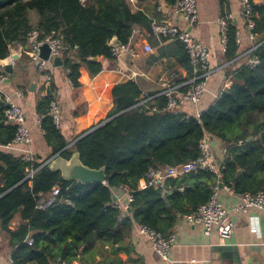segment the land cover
Wrapping results in <instances>:
<instances>
[{
	"label": "trees",
	"instance_id": "obj_1",
	"mask_svg": "<svg viewBox=\"0 0 264 264\" xmlns=\"http://www.w3.org/2000/svg\"><path fill=\"white\" fill-rule=\"evenodd\" d=\"M253 7L257 47L249 55L258 56L260 63L250 68L247 59L235 61L241 51L237 27L231 21L225 50V61L234 65L227 73L231 83L200 118L196 113L165 109L166 94L144 95L131 79L113 87L114 106L107 118L126 112L65 149L74 138L65 131L63 118L58 126L49 114L52 92L37 102L50 156L39 155L29 163L16 151L0 149V228L7 235L14 264H61L79 259L84 263L92 260L97 246L119 244L114 251H120L125 228L133 223L166 233L178 214L193 212L209 200L215 174L199 170L169 178L157 189H138L139 180L152 167L197 158L199 140L205 134L212 142L221 140L228 145L222 169L224 185L238 195L264 189V2ZM151 23L145 13L133 11L129 0H0V58L8 55L10 44L25 43L30 32H37L39 39L59 32L70 46L62 53V68L70 69L73 120L89 108L80 81L81 67H86L91 77L98 75L105 69L104 62L114 58L110 44L114 36L127 43L135 26L151 30ZM175 44L179 62L191 73L185 45L180 41ZM95 56L99 59H90ZM0 120H4L1 107ZM15 131L14 125L0 124V145L10 142ZM74 150L80 152L85 165L106 167L105 183L62 182L59 171L47 165L39 168L61 151L70 158ZM31 170L35 172L27 178ZM57 184L61 186L57 203L37 208L39 196ZM122 185L134 189L125 217L113 206L112 189ZM15 221L18 226L12 229ZM116 262L122 264L120 259Z\"/></svg>",
	"mask_w": 264,
	"mask_h": 264
},
{
	"label": "crops",
	"instance_id": "obj_2",
	"mask_svg": "<svg viewBox=\"0 0 264 264\" xmlns=\"http://www.w3.org/2000/svg\"><path fill=\"white\" fill-rule=\"evenodd\" d=\"M253 1L264 2V0ZM130 5L133 11H142L151 21L155 19L187 30L195 40L203 43L210 50L211 73L207 81V89L197 107L184 104L179 108L182 113L190 115L204 112L220 97L226 83H231L227 73L234 69V65L225 61V50L218 23L221 15L232 14L231 21L236 25L237 33L242 39L239 46L241 54L235 61L243 62L250 56L248 49L257 47L256 39L249 38L246 20L241 13L240 0H198L199 19L194 25H188L182 17L173 13L172 0H133L130 1ZM129 41L136 50V56L125 53L122 55L123 58L107 60L104 62L105 69L94 77L90 76L86 67H81L80 81L89 108L86 114L73 119L74 125L72 83L62 66L56 67L53 61L49 62L52 72L50 81L52 95L58 99L64 129L71 133L74 139L107 119L108 113L114 106L112 90L116 84L135 80L143 90V94L148 96L150 93H163L162 81L165 79L169 80L175 91L179 93V87L176 85L191 78L189 70L179 62L176 40L155 36L151 30L137 25ZM146 43L152 47L151 52L145 50ZM19 88L23 89L24 95H15V100L26 114L27 125L33 137L31 148L36 156L49 157L51 149L46 144L44 132L38 124V120L41 119L36 111L37 102L47 96L46 83L36 62L27 54L18 55L13 74L7 77L2 86L3 91L8 93H14ZM263 118L264 116L261 117ZM71 125L73 127L69 128ZM224 147L228 145L226 146L221 140L213 141L214 159L217 163L224 162ZM1 148L3 147L0 145ZM140 180L138 187L139 185L141 187ZM113 192L124 205H128L127 193L120 187H114ZM164 195L166 196V190ZM219 199L231 209L235 224L233 235L225 243L220 240L217 229H213L211 235H206L202 224H188L184 220V214H178L175 224L166 233L162 232L165 235L173 232L176 234V242L169 252L168 260L160 257L154 250L151 240L139 232L140 225L133 223L131 227L125 228V238L122 240L120 251H114L119 244L106 245L102 248L97 246L92 260L84 263L81 259L76 261L79 264H113V262L121 264L116 262L117 259L122 260V264H264V211L256 208H251L246 213L233 210L240 199L231 187L230 191L222 187L219 191ZM127 215H129L128 210L123 217ZM252 216L258 217L257 222H250ZM18 223L19 221H15L11 228L15 229ZM253 225L256 226L255 230H252ZM220 245L226 247L220 248ZM10 257L11 248L8 245L7 235L0 228V264H8Z\"/></svg>",
	"mask_w": 264,
	"mask_h": 264
},
{
	"label": "built area",
	"instance_id": "obj_3",
	"mask_svg": "<svg viewBox=\"0 0 264 264\" xmlns=\"http://www.w3.org/2000/svg\"><path fill=\"white\" fill-rule=\"evenodd\" d=\"M133 1V0H129ZM241 2V13L246 20L248 28V35L251 40H255V34L253 29L255 28V12H254V1L253 0H240ZM171 9L174 14L182 17V19L188 25H194L199 19V7L198 0H175ZM232 14H224L218 18V23L221 31V40L226 50L228 43V30L231 23ZM151 33L155 36L162 37L165 39L176 40L182 42L189 54L190 62L192 65L191 78L176 85L179 87L180 92L177 93L172 83L165 79L162 81L164 87L163 93L167 95L168 100L165 109L173 110L176 113H182L179 108L184 104H189L192 107H197L200 103L204 92L207 89V81L211 73V62H210V50L203 43L195 40L190 32L185 29H181L174 24L160 22L153 20L151 23ZM236 42L240 45L242 39L237 33ZM48 43L50 47V59L45 60L39 57V47L43 44ZM70 48L69 44L62 40L59 32H52L51 35L43 39L38 38L37 32H30L28 39L25 43L10 44L9 53L6 57L0 58V97L5 103L3 110V117L5 123L16 126L15 135L10 142L2 147L16 151L25 162L32 163L36 159L35 152L31 148L33 137L31 129L27 125L26 114L22 107L16 102V96H23L24 91L22 88L16 89L14 93L4 92L2 89L3 83L8 77V72L5 69V65L8 63L15 64L16 59L14 55H29L33 61L36 62L38 69L43 73L45 82L52 79V72L49 68V62L57 56L62 57V53ZM255 49V48H253ZM145 50L147 52L152 51V47L146 43ZM252 49H250L251 51ZM249 51V52H250ZM129 54L136 56V50L132 46L131 42L111 44V54L114 58H123V54ZM260 63V58L256 55L249 56L247 58V65L250 68H255ZM66 73H70V69H65ZM230 83L227 82L225 88L229 87ZM185 89H182L184 88ZM224 88V89H225ZM153 111L157 110V107L152 108ZM50 116L54 119L56 125L61 123V110L59 102L56 96H53L50 103ZM197 117L200 118L201 112L196 113ZM41 120H38L40 126ZM241 143V142H240ZM228 147L223 148V152L227 154ZM224 165L217 163L214 159L213 142L208 134H205L199 140V156L187 162L179 163L176 165H166L160 167H152L148 170L146 175L140 180L141 187L138 189H145L148 187L160 188L163 187L166 180L169 178H179L188 173L197 172L199 170L210 171L216 176V183L213 187L211 197L206 203L201 204L195 211L185 213L183 215L184 220L188 224H202L204 226L205 234L211 235L213 229L218 230L220 240L225 243L226 240L230 239L234 232V221L231 216V209L226 207L219 199L220 189L226 188L230 191V187L223 184L222 182V169ZM34 170H31L28 177H32ZM142 181V182H141ZM223 183V182H222ZM122 191L128 194V205H124L119 197L113 200V206L120 209L122 214L127 212L129 204L134 200V189L128 186H119ZM181 189H183L181 187ZM113 190V189H112ZM61 191L59 184L55 185L50 192L41 194L38 199L37 208L46 209L58 201V197ZM239 203L233 208V210L246 213L251 208H256L264 211V189L259 190L256 193L245 192L239 195ZM258 217H250V222H257ZM256 226H252V230H255ZM139 232L149 238L152 242L154 250L164 260L169 259V252L176 242V234L170 233L168 235L149 227L142 225L139 227ZM33 239H29V244H32ZM8 264H14L13 259L10 257ZM61 264H79L76 260L73 261H62ZM240 264V263H237Z\"/></svg>",
	"mask_w": 264,
	"mask_h": 264
},
{
	"label": "water",
	"instance_id": "obj_4",
	"mask_svg": "<svg viewBox=\"0 0 264 264\" xmlns=\"http://www.w3.org/2000/svg\"><path fill=\"white\" fill-rule=\"evenodd\" d=\"M120 41L116 36H114L110 44H119ZM39 57L49 60L50 59V47L48 43L43 44L42 46L39 47ZM14 58H18V54L14 55ZM90 59L97 60L98 57H91ZM53 63L56 67L62 66L63 65V60L61 56H57L53 59ZM5 69L8 72V76H11L14 71V65L11 63H8L5 65ZM52 92L51 89V82L47 81L46 82V95L50 96ZM0 107L4 108L5 103L3 99L0 97ZM126 111L120 112L110 118L105 119L98 125H95L88 131H85L78 137H76L72 142H70L65 149L69 148L72 146L75 142H77L79 139L90 133L92 130L98 128L99 126L109 122L113 118L123 114ZM0 124L4 125L5 121L0 120ZM62 152V151H61ZM61 152L51 156L48 158L39 168L47 165L50 169L54 171H59L60 172V181H77L81 183H105L107 180V174H106V167L101 166L100 168H91L87 165L84 164V162L81 159L80 152L77 150H74L70 158H66L61 155ZM35 172V171H34ZM221 186H223V183H220ZM8 192V191H7ZM3 196L0 195V197ZM220 248L226 247L224 245H220Z\"/></svg>",
	"mask_w": 264,
	"mask_h": 264
},
{
	"label": "rangeland",
	"instance_id": "obj_5",
	"mask_svg": "<svg viewBox=\"0 0 264 264\" xmlns=\"http://www.w3.org/2000/svg\"><path fill=\"white\" fill-rule=\"evenodd\" d=\"M257 115V114H256Z\"/></svg>",
	"mask_w": 264,
	"mask_h": 264
}]
</instances>
